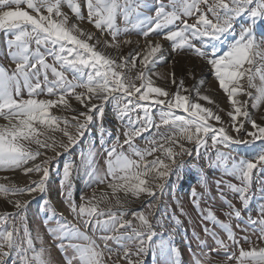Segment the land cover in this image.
Instances as JSON below:
<instances>
[{"label":"snow or ice","instance_id":"obj_1","mask_svg":"<svg viewBox=\"0 0 264 264\" xmlns=\"http://www.w3.org/2000/svg\"><path fill=\"white\" fill-rule=\"evenodd\" d=\"M65 3L73 18L62 11ZM243 17L247 19L236 32V23ZM85 19L101 36L109 35L111 40H101L95 33L85 31L79 24ZM189 19L194 22L189 23ZM258 22L264 23V0H157L154 7H150L148 0H83V5L78 0H0V34L5 37L7 55L14 63L11 69L0 65V117L8 121L0 125V169H21L25 175L36 173L39 177L24 188L0 183V194L41 195L40 208L46 212L45 226L55 222V227H48L49 234L68 241L57 245L65 252L66 264H106L105 252L110 259L113 245L119 259L126 264H145L144 257L149 252L155 264H182L181 250L171 233H158L142 212L131 211L132 219H125L129 210L122 207L121 193L136 199L141 196L156 199V189L162 194L165 182L177 170H184L186 162L182 157H191L194 150L200 156V149L208 147L209 139L214 148L218 144L243 145L253 153L251 159H237L216 150L215 163L222 167L224 175L239 181H215L228 209L224 212L227 221L219 219L211 207L201 208V200L209 194V184L203 175L199 178L203 192L195 188L191 191L192 203L200 210L202 222H209L226 234V239H222L214 229L202 224L205 235L213 239L216 247L207 253L194 252L191 264H207L210 254H219L221 250L227 261L234 260L235 264H264V247L252 246L248 250L241 247L240 240L250 243L251 237L244 235L237 239L231 222L235 219L238 222L235 227L241 232L251 229L253 234H259L258 240L264 241V206L258 209L256 218L249 214L245 219L242 215L250 208L254 170L264 172V124L252 119L248 101L237 98L240 94L252 98V108L264 103V32L257 35ZM132 31L145 38L141 51L116 56L106 51L118 52L122 44L130 45L131 39L120 41L118 37ZM158 33L171 42L172 52H189L203 62L226 94L231 108L226 115L236 136L229 134L224 126L225 121L219 114L224 109L201 92L206 80L201 79L189 88L184 78L177 79L173 72L169 75L174 92L155 85L149 73L157 62H164L165 57L161 42L147 38ZM48 56L53 58V63L47 62ZM66 72L72 73V79ZM187 75L195 80V69H189ZM257 78L259 85L254 82ZM253 88L255 95L249 90ZM41 95L57 98L38 99ZM68 97H74L85 111L71 118L53 115L51 110L57 107L77 112ZM113 101L116 118L127 119L123 142L117 134L112 146L105 149L103 172L95 166L94 153L80 154L89 181L106 184L110 194L102 191L98 197L93 194L86 202L77 204L71 182L72 162H65L60 179V192L69 212L101 233L93 239L66 221L63 214L56 213L46 197L56 157L77 145L97 121L102 136L112 135L104 128L103 121L105 105ZM153 108L159 109V123L154 119ZM177 110L183 114H178ZM133 114H136L135 120ZM245 122L251 124V131L245 127ZM162 127L171 132H161ZM153 129L155 136L148 140L147 147L136 145V138H143ZM241 131L246 139L239 138ZM55 132L66 137L68 143L58 142L54 135H49ZM31 145H35V149ZM57 146L63 152L56 151L55 157H49L47 152L55 151ZM225 189L238 198L242 208L227 199ZM261 191L264 192V188ZM110 198L121 207L99 206ZM84 200L81 196V201ZM7 202L13 204L15 210L0 212V264H8L13 253L12 264H52L42 244L37 248L40 238L33 236L26 223L25 213L31 201ZM16 219L25 223L17 225ZM172 219L178 228L181 221L175 215ZM133 220H138L140 226ZM196 239L199 240V236ZM74 240L84 243H72ZM198 246L208 247L203 240ZM188 247L192 251L191 244ZM230 248H238L239 254ZM67 249H72L74 254L67 255Z\"/></svg>","mask_w":264,"mask_h":264},{"label":"rangeland","instance_id":"obj_2","mask_svg":"<svg viewBox=\"0 0 264 264\" xmlns=\"http://www.w3.org/2000/svg\"><path fill=\"white\" fill-rule=\"evenodd\" d=\"M78 2H81L83 5V0H78ZM165 2H167V0H165ZM148 3L150 7H154L157 3V0H148ZM22 7L25 6L22 5ZM82 10L85 12L86 16V9H84L83 6ZM62 11L68 14L70 18H73L71 9L66 3L62 5ZM246 19L247 17H243L238 20L235 26L236 32L239 31L241 24H244V21ZM192 22H194L193 19H189V23ZM119 23H121V26L123 27L122 21H119ZM79 24L85 31L95 33V35L101 40L108 38L111 40V37L108 35L101 36V33L97 29H95L93 24L89 23L87 19L79 21ZM256 32L257 35H259L260 32H264V23L258 22ZM129 34L135 35L134 39L131 40L135 41V43L137 39L142 38V35H140L137 31H132ZM156 35H160L163 37L162 33L153 34L150 36ZM124 36L126 37L127 35L122 34L118 37V39L120 41H123L122 38H124ZM229 39H231V37H229ZM121 46L122 48H124L125 45L123 46L122 44ZM100 47L103 48V45H100ZM163 47L166 46L162 44V48ZM131 49L138 51L137 47ZM166 49L169 55L165 56L164 62H157V64L152 68L151 72L157 70L158 67L166 66L167 69L165 68L164 70V76L162 77L158 75L157 77H162L164 79L167 78L171 82L169 74L174 72L177 79L184 78L185 85L189 88H191L201 79L206 80V83L201 87V92L203 94L209 95L219 105L220 108L224 109V111H221L219 113L225 121L224 126L228 129L229 134L236 136V132L229 126V117L226 115V112L228 110H231L226 94L223 92L222 89L219 88L218 82L208 72L207 68L203 65V62L199 61L189 52H172L171 42L169 41ZM7 51L8 50L5 42V37L3 36V34H0V65L11 69L14 68V63L8 57ZM106 51L110 52L114 56L118 55L115 52V49H106ZM46 59L48 63L54 62L53 58L50 56L46 57ZM57 67L59 66L57 65ZM193 68L195 69L196 73L195 80H193L187 75L188 70ZM65 75L69 79H72L71 72H66ZM254 82L257 85L260 84L258 78ZM244 83L245 87H247L246 81ZM171 87L172 92H174L176 90L175 86L170 85V88ZM249 90L253 92V95L256 94L254 88ZM76 91L80 92L83 91V89H76ZM25 98H27L26 95ZM37 98L56 99L57 97L41 95ZM237 98L241 101H248L247 107L248 111L251 113L252 119H255L257 123L264 124V103L260 104L257 108H252L251 105L254 102L252 98L244 94H240ZM68 99L72 108L76 109L77 112L57 107L51 110L52 114L56 116H67L71 118L72 116L77 115L79 111H85L84 107L78 101H76L74 97H68ZM202 103H204L205 106H209L207 105V102ZM177 111L178 114H183L182 112H180V110ZM152 114L156 122L159 123V109L153 108ZM132 119H136V114L132 115ZM2 121L8 122L7 120L0 117V125H4ZM120 126L124 127L125 131L127 130V126H125L123 122H120L119 124H115L113 126H110L108 124L106 125L108 130H110L112 133L111 136H108L107 133L102 136L99 130L96 132L94 126H91L90 130L86 132L83 138H81V141L77 145L70 147L69 151L64 153L62 156L56 157L52 165L49 181L50 187L46 198L50 201L51 206L56 211V213L63 214V217L66 219V221L75 224L82 232H85L88 236L92 237L93 239L101 235V233L94 231L91 225H85L82 222L81 218H77L73 214H71L67 208V205L64 203V197L61 195L60 192V179L63 173V166L65 162L73 163L71 182L73 184V196L77 204L86 202L89 198L93 196V194L98 197L102 191H105L108 188L106 184H99L97 182L89 181L88 177L85 174V166L81 163L80 154L81 152H83L85 153V155H87L89 151L94 153L95 166L101 172H103L105 170V158L107 155L105 149L112 146V144L115 142V137L117 136V134H119L120 136L121 143L124 140V132L121 134ZM245 127L250 131L252 130L251 124L248 122H245ZM69 130L72 131L73 134H75V130L72 129L71 126H69ZM160 131L170 133L171 129H166L162 127ZM49 135H54L58 142L62 140L64 143H68L67 138L62 137L59 132L49 133ZM153 136H155V129H153L150 133L146 132L143 138H136L135 143L140 148L147 147L148 140ZM239 138L246 139L247 137L245 133L241 131V133L239 134ZM257 145H259V142H257ZM187 146L191 147V145ZM31 147L35 149L36 146L31 145ZM217 148L221 152L228 153L230 154V156L235 157L237 159H251L253 156V153L246 149L243 145H230L229 147H225L224 145L218 144L214 148L212 147V142L209 139L208 147L200 149V156H197V153L194 150L191 157L187 155L182 157L186 162L184 170H177L176 173H174L171 178L167 182H165V187L162 194L160 193L159 189H156V199H151L147 196H141L139 199H136L132 196L125 197L121 193L122 207L127 208L129 210L128 215L125 216V219H132L131 211H136L138 213L142 212L144 215L148 216L149 220L151 221L155 230L158 233L162 232L165 235L171 233L174 236V242L176 246L181 250L182 264H191L194 252L197 254H199L201 251L207 253L209 252L210 248L216 247L213 239L210 236L205 235L202 224H207L209 228L214 229L218 233L220 238L226 239V234L221 229L212 225L209 222H202L200 210L194 207L191 196V191L193 188H195L197 192H203V189L201 188L199 183V178L201 175H203L207 179L209 184V194L201 200V208L203 209L211 207V209L215 212L219 219L225 221L228 220V217L224 215V212L228 211V209L223 203L217 191L215 181L221 179L230 180L232 183H239V181H236L230 176L224 175L222 167L218 166L215 163ZM124 149L125 151H127V145L124 146ZM56 151L63 152V149L57 146L55 151L49 150L47 152V155L49 157H55ZM18 172L19 177H14L13 174H16ZM5 177L7 179H5ZM38 178V174L31 173L29 175H25L21 169H17L15 171L0 169V183L6 185H15L17 188L27 187L32 181L37 180ZM262 188H264V172L254 170L253 184L251 189L252 199L250 202V208L248 212L242 213L245 219L249 214L253 218H256L258 216V209L261 206H264V192L261 191ZM225 192L227 199L231 200L237 208H242V205L236 196H234L230 191H227V189H225ZM81 196L85 198L84 201H81ZM6 198H9V200L21 199L31 201L28 204L25 213L27 216L26 223L32 231L33 236L40 238V240H38L36 243L37 248H39L42 244V246L47 250V253L50 254L52 264H66L65 252L62 251L59 247H57V245L61 243L66 244L68 243V241H61L49 234L48 227H55V222L51 221L47 227L45 226L44 219L46 217V212L41 211L40 208L41 204L43 203L41 195L38 193L33 195L25 193L16 196H13L11 194H9L8 196L0 194V212H12L15 210L14 205L9 204L6 201ZM99 206L104 209H107L109 207H112L113 209L121 207L120 205H116V201L114 198H110L108 201L101 202ZM181 209H183V212H181ZM173 215L178 217L181 221V224L178 228L176 227L175 222L172 219ZM15 222L17 225H22L23 223H25V221H21L19 219H16ZM231 222L234 226V231L236 232L237 239H240L244 235H249L251 237L250 243H245L243 240H240L241 247H243L245 250H248L252 246L264 247V241H260L257 239L259 235L258 233L253 234L251 229H249L247 233L241 232L240 228L235 227L238 222L235 219H233ZM133 223L137 227L140 226L138 220H133ZM241 227H243V225H241ZM174 228L176 229L175 232L172 231V229ZM196 236H199V240L196 239ZM200 240L205 241L208 247H204L203 249H201L198 246ZM72 243H84V241L74 240L72 241ZM97 243H100V241L97 240ZM189 244H191L192 246V251H189ZM112 247L113 252L110 259L107 258L108 254L107 252H105L106 264H126L125 261L119 259L117 255L116 246L113 245ZM229 250L235 251L237 255L239 254L238 248H230ZM73 254L74 253L72 249H67V255L71 256ZM12 259H15V253L12 254V258L8 259V264H12ZM144 260L145 264H155L151 252H149L148 255L144 257ZM207 264H235V261H227L226 256L221 250L219 254H216L214 252L211 253Z\"/></svg>","mask_w":264,"mask_h":264},{"label":"crops","instance_id":"obj_3","mask_svg":"<svg viewBox=\"0 0 264 264\" xmlns=\"http://www.w3.org/2000/svg\"><path fill=\"white\" fill-rule=\"evenodd\" d=\"M134 36H135L134 34H128L126 37L124 36V38H122V39L124 40L127 38V39L133 40ZM147 39L159 40L164 46H166V47L168 46V41L163 39L162 36H160V35L149 36ZM108 40H110V39L108 38ZM144 41H145V38L142 36L141 39H137L136 43H135V41H132V43L130 45H125V46L123 45L124 48H122V46H121V48H120L121 50L119 49L118 52L115 50V52L118 55H127L129 52H135L136 51V50L131 49L134 47L135 48L137 47L138 51H141L145 46ZM165 68L167 69L166 66L158 67L157 70H155L149 74L152 76V79H153L156 86H161V87H164L166 90L172 91V87L170 88V85H172L170 80L167 78H165V79L162 78L164 76V73H165V71H164ZM157 74L162 76V77H160V78L157 77L158 76ZM105 111H106V116H105V119L103 121V126L105 129H108L106 127L107 124L110 126H113L115 124H119L120 122H123L124 125L127 126V119H125L124 121H120L116 118V116H115V102L114 101L106 104ZM157 112H158V110H157ZM139 114L142 115V112H139ZM120 127H121L120 132L122 134L125 130H124V127H122V126H120ZM94 128H95L96 132L99 130V121H97V124L94 126Z\"/></svg>","mask_w":264,"mask_h":264},{"label":"bare ground","instance_id":"obj_4","mask_svg":"<svg viewBox=\"0 0 264 264\" xmlns=\"http://www.w3.org/2000/svg\"><path fill=\"white\" fill-rule=\"evenodd\" d=\"M153 42H156V41H159V40H152ZM146 42V41H145ZM162 53L164 54V56H168L169 54H168V51H167V49H166V47H163L162 48ZM2 123L3 124H7L8 122H6V121H2ZM13 176L14 177H19V172L18 173H16V174H13ZM104 192H109L110 193V189H107V190H105ZM9 200V198H6V201H8Z\"/></svg>","mask_w":264,"mask_h":264}]
</instances>
